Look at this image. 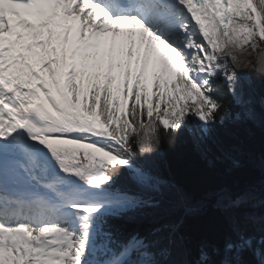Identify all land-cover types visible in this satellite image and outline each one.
<instances>
[{
  "label": "snow or ice",
  "instance_id": "1",
  "mask_svg": "<svg viewBox=\"0 0 264 264\" xmlns=\"http://www.w3.org/2000/svg\"><path fill=\"white\" fill-rule=\"evenodd\" d=\"M262 44L264 0H0V264H189L173 259L182 218L146 234L111 221L166 211L148 162L223 123L218 80L255 118L235 53ZM255 199L214 194L227 234L191 264H264Z\"/></svg>",
  "mask_w": 264,
  "mask_h": 264
},
{
  "label": "trees",
  "instance_id": "2",
  "mask_svg": "<svg viewBox=\"0 0 264 264\" xmlns=\"http://www.w3.org/2000/svg\"><path fill=\"white\" fill-rule=\"evenodd\" d=\"M253 65L251 82L243 83V91L253 100L255 118H248L240 107L228 103L231 100L228 90L223 80H218L220 98L227 109L223 123L218 118L206 139H197L185 130L161 145L148 165L172 199L163 214L150 209L133 210L113 219L111 223L122 233L146 234L160 223L182 218L183 241L173 259L191 264L198 259L201 245H221L227 234L223 212L214 206L215 193L221 190L240 195L253 193L255 204L248 210L257 221L264 215V76ZM117 186L127 188L130 183L121 177ZM186 209H190L187 214ZM249 228L259 240V223ZM242 258L254 260L249 253Z\"/></svg>",
  "mask_w": 264,
  "mask_h": 264
},
{
  "label": "bare ground",
  "instance_id": "3",
  "mask_svg": "<svg viewBox=\"0 0 264 264\" xmlns=\"http://www.w3.org/2000/svg\"><path fill=\"white\" fill-rule=\"evenodd\" d=\"M235 55L237 56L238 61H239V66L237 67L238 69H236V71L240 77H243L247 70V66H245V61L246 60L249 61L254 56L256 58L258 70L261 73L264 72V47L263 46H261V48L257 49L255 52H253L250 47L244 46L243 50L237 51ZM247 75H249V72Z\"/></svg>",
  "mask_w": 264,
  "mask_h": 264
},
{
  "label": "rangeland",
  "instance_id": "4",
  "mask_svg": "<svg viewBox=\"0 0 264 264\" xmlns=\"http://www.w3.org/2000/svg\"><path fill=\"white\" fill-rule=\"evenodd\" d=\"M261 46H263L264 47V45H261ZM246 48V47H245ZM255 61H256V58H255V56L253 57V58H251L249 61H245V66H247V70H246V73L244 74V76H246L245 77V79L243 80L241 77V85H242V88H243V83L244 82H247V83H250L251 81H250V76L248 77V72L249 73H251V69L253 68V64L255 63ZM238 69V68H237ZM238 74V73H237ZM160 181V183L162 182L161 180H159Z\"/></svg>",
  "mask_w": 264,
  "mask_h": 264
}]
</instances>
